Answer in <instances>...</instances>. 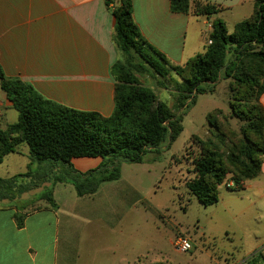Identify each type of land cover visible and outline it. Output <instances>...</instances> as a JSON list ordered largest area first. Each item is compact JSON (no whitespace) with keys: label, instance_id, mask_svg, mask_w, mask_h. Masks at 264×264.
Wrapping results in <instances>:
<instances>
[{"label":"crops","instance_id":"crops-1","mask_svg":"<svg viewBox=\"0 0 264 264\" xmlns=\"http://www.w3.org/2000/svg\"><path fill=\"white\" fill-rule=\"evenodd\" d=\"M194 1L190 0L188 13H178L172 11L171 0H132L133 19L143 38L171 64L184 65L202 53L216 19L223 20L232 33L236 24L253 15L256 2L198 0L221 10L213 16H199L194 13ZM107 2L0 0V66L4 75L32 85L44 98L64 107L110 117L116 87L112 68L122 54L114 41V4L108 6ZM259 104L264 109V93ZM14 110L0 85V130L18 121L9 118ZM101 162L99 157L74 158L72 165L87 172ZM29 163V148L22 145L5 157L0 177L27 172L23 170ZM50 190L57 207L41 200L32 210L33 203L26 204L38 197L31 194L23 197L19 206L0 203V264H176L172 254L182 257L185 264L184 254L174 246L184 233L173 229L175 235L171 236L162 213L147 223L145 210L102 206V185L95 194L83 197L67 182L52 183ZM234 192L242 194L235 196ZM236 197L242 204H234ZM220 201L226 216L236 223L241 213L235 207L264 215V162L259 176L247 181L242 190L220 186ZM20 210L27 213L22 227L15 218ZM253 219L259 223L261 216ZM250 221L246 218L243 226L246 242L242 237L238 240L236 233H228L231 249L223 257L209 255L210 264H254L251 259L258 252L264 258V223L254 232ZM261 261L256 264H263Z\"/></svg>","mask_w":264,"mask_h":264},{"label":"trees","instance_id":"trees-1","mask_svg":"<svg viewBox=\"0 0 264 264\" xmlns=\"http://www.w3.org/2000/svg\"><path fill=\"white\" fill-rule=\"evenodd\" d=\"M107 3L114 4V41L122 54L112 68L116 87L115 108L110 117L50 101L32 85L7 78L0 66L1 88L18 112V121L0 130V165L22 145L28 146L30 156L27 172L7 179L0 177V203L20 202L22 197L16 191L28 193L52 178L54 184H72L79 197L95 194L104 183L121 178L122 163H142L149 154L169 150L183 132L184 118L198 96L215 93L224 80L232 81L230 91L237 101L248 105L246 117L238 113L247 123L241 128L242 146L227 155L234 171L229 170L214 142L198 141L201 155L193 161L195 177L186 183V188L204 206L219 202L220 186L231 173L234 187L229 189L242 190L247 181L259 176L264 162V109L259 104L264 93V0H256L253 15L236 24L232 33L223 20L216 19L210 34L212 44H206L202 53L184 65L171 64L143 38L133 19L132 0ZM190 8V0H171L173 12L188 13ZM193 9L199 16H213L221 11L198 0L193 2ZM169 70L184 76L174 112L157 100L153 89L140 85L136 76L151 72L165 76ZM231 109L236 110L233 105ZM84 157H99L102 162L95 169L79 172L72 160ZM46 162L54 165L52 172L62 174L48 177L33 171L36 163ZM60 166L61 171L57 170ZM41 200L57 207L52 190L26 201V207ZM24 210L15 214L21 227L27 216ZM261 260L264 261L263 255L258 252L251 262Z\"/></svg>","mask_w":264,"mask_h":264},{"label":"rangeland","instance_id":"rangeland-1","mask_svg":"<svg viewBox=\"0 0 264 264\" xmlns=\"http://www.w3.org/2000/svg\"><path fill=\"white\" fill-rule=\"evenodd\" d=\"M136 76L140 85L153 89L157 100L165 103L174 112L180 97L183 75L180 76L176 71L169 70L165 76L156 75L153 72ZM231 84V80L221 81L215 93L198 96L196 104L184 118L183 132L169 150L149 154L142 163H122L121 178L102 185V206H134L145 210L147 223L153 222L156 214L160 212L168 219L166 223L169 224L168 228L170 226L171 236L175 235L173 229H179L188 236L194 248L184 254L185 264H210L209 255L225 256V253L231 249L228 233L231 236L235 235L237 239L242 237L243 242H246L247 237L243 233L246 218H251L248 225L252 226L250 230L254 232L261 230L260 222L264 223L263 213L255 209L243 212L241 210L243 207H235L236 212L241 214L236 220L237 223L233 222L226 216L228 213L224 209L223 202L204 206L186 188V183L195 177L193 161L201 155L198 141L214 142L218 151L224 156L229 170L234 171L227 160V155L233 149L239 151L242 146L241 128L247 123L238 113L246 117L248 114L244 112H247L248 105L237 101L230 91ZM243 91L246 93L245 89ZM232 105L235 111L231 109ZM9 118L17 121V111L14 110ZM220 134L224 138L219 137ZM249 136L253 140L256 139L253 134ZM25 161L27 162V159ZM52 166L54 165L48 162L36 163L33 171L41 172L48 177L62 174L61 166L57 168L61 171H58L59 173L52 172ZM23 171H28V168H24ZM0 174L3 176V171ZM231 176L232 173L223 184L226 188H229V184L234 187ZM34 182H37V179ZM45 183L46 185L34 188L28 193L20 194L16 191V194L22 198L29 194L32 197H39L42 192L50 190L53 178ZM233 194L241 196L242 193L234 192ZM8 203L19 206L22 201ZM236 203L242 204L241 199L236 200L234 204ZM37 205V203L32 204L30 208L35 210ZM258 216L262 219L259 223L253 219L254 217L258 219ZM171 257L176 264H183L182 257L181 260L173 257V254Z\"/></svg>","mask_w":264,"mask_h":264},{"label":"built area","instance_id":"built-area-1","mask_svg":"<svg viewBox=\"0 0 264 264\" xmlns=\"http://www.w3.org/2000/svg\"><path fill=\"white\" fill-rule=\"evenodd\" d=\"M209 28L212 32L213 31V25L211 24ZM210 34L208 35L207 40H206L207 44H212V40L210 39ZM228 186H229V188L233 187L230 184ZM174 246H175V249L182 254L190 252L194 248L190 238L188 236H184V235H180L176 238Z\"/></svg>","mask_w":264,"mask_h":264}]
</instances>
